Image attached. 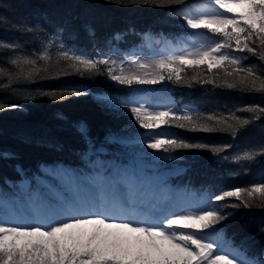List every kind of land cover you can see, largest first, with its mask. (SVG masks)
Instances as JSON below:
<instances>
[{"label":"trees","instance_id":"trees-1","mask_svg":"<svg viewBox=\"0 0 264 264\" xmlns=\"http://www.w3.org/2000/svg\"><path fill=\"white\" fill-rule=\"evenodd\" d=\"M196 1L187 0V3ZM181 8L179 4L158 6L142 0H0V41L20 46L0 48V67L16 72L17 69L8 63L9 59L35 58L43 51L41 39L54 34H59L63 43L78 50L109 52L111 47L117 46L116 53L120 56L128 55L130 47L137 48L138 54L154 55L149 50L164 41L167 45L162 49H181L185 43L183 38L189 35L184 19L175 14ZM47 50L51 60L38 63L41 71L34 77L17 80L7 88L2 87L8 83L7 77H0V104L16 105L0 110V199L8 195L24 199L36 185V175L59 176L50 169L60 164L81 171L88 169L92 160L102 157L124 163L130 156L144 153L147 145L139 141L145 138L148 130L137 124L123 104L108 106L97 99L105 93L115 99L128 98L139 86H167L175 107L189 106L192 112L205 117L212 114L229 117L234 113L251 121L238 128L235 136L229 131L206 132L193 131L190 126H164L173 134L167 138L209 147L165 153L174 158L163 159L161 165L147 168L145 174L149 180L160 174L166 164L184 163L182 173L162 178L173 183L178 180L187 185L192 194L204 192L208 197L221 190L259 182L264 176V156L257 155L252 160L235 159L245 151L258 152L264 146V117L252 120L253 113L244 111L251 106L264 107V93L221 86L224 72L208 73L206 65L200 69H186L179 83L173 79L156 84L121 85L104 74L77 72L59 60L55 47ZM244 55L248 57L245 67L257 65L258 72L264 73V61L249 53ZM197 75L200 80L214 79L217 75L219 78L216 83H200L192 79ZM227 79L232 80L231 77ZM67 91L83 94L62 99L46 94ZM113 135L131 141H112ZM99 145L108 151L92 152V148ZM224 145L229 147L222 152L211 150ZM144 160L150 162L148 155H144ZM50 180L64 192L62 182ZM44 188L51 187L44 183L41 192L36 193L43 196ZM50 196L54 199L56 194L51 190ZM228 203L238 202L230 198ZM220 214L226 219L215 226L223 231L229 242L264 264V208L229 206L222 208Z\"/></svg>","mask_w":264,"mask_h":264},{"label":"snow or ice","instance_id":"snow-or-ice-1","mask_svg":"<svg viewBox=\"0 0 264 264\" xmlns=\"http://www.w3.org/2000/svg\"><path fill=\"white\" fill-rule=\"evenodd\" d=\"M142 2L158 6L181 5V10L175 14L184 19L188 28L206 30L203 42L190 51L183 50L182 54L168 55L152 62L135 55L119 61L103 54L92 58L70 53L61 44L57 48L59 60L77 72L104 74L112 81L129 86L173 79L179 83L183 81L182 73L186 69H200L206 65L208 73L224 72L225 79L221 86L264 93V73L258 72L257 65H244L248 59L244 53L264 61V0H205L190 5L187 0ZM18 47L16 43L0 41V48ZM50 60L47 48L35 58H10L8 63L17 71L10 72L0 67V77H7L8 80L2 87L7 88L17 80L34 77L41 71L38 63ZM229 77L232 78L231 82L227 79ZM218 78V75L210 80H200L198 75L192 77L200 83H216ZM46 94L62 99L83 93L67 91ZM97 99L108 106L123 104L137 124L148 130L144 134L147 147L164 153H171L175 149L209 147L166 138L159 131L164 126H190L193 131H229L235 136L238 128L251 123L234 113L229 117L222 114L205 117L192 111L178 115L177 110L172 108L157 110L135 99L120 101L108 96ZM14 107V104H0V110ZM244 111L253 113L252 120L264 117V107L258 105ZM81 131L84 129L81 128ZM139 142L143 143V139ZM228 147L214 146L211 150L219 153ZM257 155L264 156V146L258 152L245 151L235 159L252 160ZM84 179L87 185H74L69 193L56 195L54 203L43 202L38 193L31 194L28 204L31 212L35 213L33 223H14L0 216V264H234V260H239L240 264H258L243 254L225 251L206 234V230H211V226L226 219L220 214L224 207L264 208V176L259 182H251L248 186L232 187L209 195L205 201L206 207H185L166 212L155 222H151L150 214L143 220L124 216L129 209H135L138 205L158 210L151 201L137 199L138 179L130 169H117L111 176L97 174ZM122 185L127 188L130 197L109 203L106 191L110 189L111 199L116 201V193ZM230 198H235L238 203L229 204ZM257 200L259 203H256Z\"/></svg>","mask_w":264,"mask_h":264},{"label":"rangeland","instance_id":"rangeland-1","mask_svg":"<svg viewBox=\"0 0 264 264\" xmlns=\"http://www.w3.org/2000/svg\"><path fill=\"white\" fill-rule=\"evenodd\" d=\"M198 2L202 3V2H205V0H199ZM188 29H189V35L184 37L183 41L185 43L183 45V48L176 49V50H174L173 48L172 49L169 48L166 55L162 54L163 52H165V50H162V47L167 45V44H165V43H167L166 41L162 42V44L158 45L157 47L151 48L149 51L155 53L154 55H151V56H148L147 54H145V52H143L142 54H138V52H136L137 48H135V47H130L128 49V51L126 52L128 54L126 56L125 55H123V56L117 55V53H116L117 49H118L117 46L115 48L111 47L109 52L78 50L71 45H67V44L63 43L59 34L47 36V37L41 39L40 43L42 46L41 49H43V50L45 48L48 49L50 47H55L57 49L58 46L62 44L64 46V49L68 50L70 53L75 52L76 54L89 55L92 58H98V54H103L104 56H110L113 59H116L117 61H119L125 57L135 55V56L142 58L145 61L152 62V61L159 60L163 57H166L168 55L182 54L183 50H189L190 51L193 47L199 46V44L203 42L204 36L206 34V30H192L190 28H188ZM49 41H52V43L49 44ZM138 88L139 89L136 92H133V94L131 96H129L128 98L120 97V98H117L116 100L125 101V100H129V99H135L136 101H139L140 103H144L146 106H150L151 108H154L157 110H162L164 108H172L174 110H177V114H184L185 111H191V108L189 106H181L178 108L174 106L173 100L168 94V87L167 86H163V87L139 86ZM104 96L110 97L109 94H106V93L104 94ZM159 131L161 133H163L166 138L167 137H173V134L171 132H169L166 128L162 127ZM120 136L119 135H113L112 141L116 140L119 142H123V141L127 142V139H123ZM142 139H143V143L145 145H147V139L146 138H142ZM94 149H95V147H93V152H94ZM144 155H148L150 162H146V160H144ZM173 158H174V156H170V155L165 154L163 152H159L158 150L149 149L147 147V149H145L144 153L134 155L133 157H131L128 160V161H130V160L134 161L133 164H129L130 167L128 169H130L134 175H135V172H137V174L140 177L143 176V180L146 181L147 177H146L145 173H146L147 168L153 167L154 165H161L163 159H173ZM107 160H108L107 158L102 157L100 159V161L97 163L95 171L98 172L99 174H102V175L104 174V176H107L111 172L110 162H107ZM120 163H121V161L119 159L114 160V166H113L114 171L116 170L117 166ZM88 169L92 170L90 165L88 166ZM184 169H185L184 163H175L173 165H167L166 168L160 174H158L155 177V180H156L155 182L162 180L163 179L162 176L175 175V174L182 173L184 171ZM55 172H58V171H55ZM105 174H107V175H105ZM85 177H88V176L85 173H82L81 179L77 180L79 185L83 184L81 181H84L87 183V181L84 179ZM47 178H48V180L53 179L54 181L62 182L63 191H65L67 193H69L71 191L72 187L74 185H76V183H77L75 181H73V182L72 181L71 182L66 181L67 183H64L57 174H53V176L48 175ZM138 179H139L138 180V182H139L138 186L141 188V190H142L141 192L145 193V189H146L145 182H142L143 181L142 178H138ZM152 179L151 180L154 181V178H152ZM35 180H36V185L33 186L31 188V190L25 194L26 197H29L31 193L41 192L39 190V187L43 183L47 182L46 178L36 177ZM178 184L181 185V182H178ZM27 186H28V184H27ZM160 187H162L163 191L166 192V194H168V191H167L168 187L167 186L161 185ZM182 188H184V187H182ZM43 190L48 191L49 189L44 188ZM156 191L155 190L154 191L149 190L150 194L148 195L149 196L148 199L147 200L142 199V200L151 201L152 204L157 205V209L160 211V207L164 203H163V199H160V200L157 199V194H155ZM126 193H129L126 187H124V189L120 188L119 191L116 193L117 194V201L124 200V199L120 198V195L123 196ZM186 199H187L186 196L184 197L182 194L178 193V201L177 202H180L182 200L185 201ZM11 200H12V197H11V199H10V197H8L7 200L0 199V216L9 218L14 223H20V224L33 223L35 218L32 219L28 215V207H29L28 200L21 199L20 202L16 203V205L14 206L15 211H16V215L14 217L10 216V214H9L10 209L13 206V204L11 203ZM50 201H51V199H50ZM205 201H206V198L204 196V200H202L199 204L198 198L196 196H194L193 202L188 207L189 208L206 207ZM144 211H145V207L143 205H138L133 210L129 209L128 214L126 215L125 218H129V219H133V220H143V218H142L143 214L142 213ZM155 213H156V210L150 209L151 222H155V221L159 220V219L155 218V217H157V216H154ZM145 216H144V219H145ZM216 232L217 231L211 232L209 237H211V238L213 237L216 240L217 238L215 236H219V239H222V236L219 234H216ZM222 248L225 251L231 250L234 253L243 254V256L246 257L248 260H254V261H257L258 264H262V262L259 259L247 256L243 252V250L232 245L230 242H228V244H227V241H226V243L223 244ZM218 254H222V253H218ZM230 258H232V257H230ZM234 264H240V261L234 260Z\"/></svg>","mask_w":264,"mask_h":264}]
</instances>
